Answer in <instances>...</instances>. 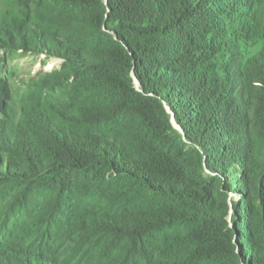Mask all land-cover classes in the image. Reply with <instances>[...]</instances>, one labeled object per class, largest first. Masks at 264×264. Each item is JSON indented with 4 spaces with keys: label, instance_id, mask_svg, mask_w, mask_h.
Segmentation results:
<instances>
[{
    "label": "trees",
    "instance_id": "1",
    "mask_svg": "<svg viewBox=\"0 0 264 264\" xmlns=\"http://www.w3.org/2000/svg\"><path fill=\"white\" fill-rule=\"evenodd\" d=\"M4 1L0 264H264V0Z\"/></svg>",
    "mask_w": 264,
    "mask_h": 264
},
{
    "label": "rangeland",
    "instance_id": "2",
    "mask_svg": "<svg viewBox=\"0 0 264 264\" xmlns=\"http://www.w3.org/2000/svg\"><path fill=\"white\" fill-rule=\"evenodd\" d=\"M8 9L4 0H0V14ZM243 45L241 46L246 53H256L260 50L262 41L258 34L251 30H241ZM245 43V44H244ZM61 69V59L56 56H47L45 54H35L24 51H5L0 48V124L14 116L15 108H18L23 101V93L26 91L25 84L42 74L59 71ZM67 85V84H66ZM65 83L59 84L52 91V96H64ZM30 100L34 103L33 96ZM9 126V125H8ZM178 128V127H177ZM104 131V130H99ZM131 193V194H130ZM128 195L136 194L131 190ZM123 204L122 199L116 202V205ZM183 226H172L168 231L183 230ZM160 255L157 249L153 250V256ZM162 258H168L160 255Z\"/></svg>",
    "mask_w": 264,
    "mask_h": 264
},
{
    "label": "water",
    "instance_id": "3",
    "mask_svg": "<svg viewBox=\"0 0 264 264\" xmlns=\"http://www.w3.org/2000/svg\"><path fill=\"white\" fill-rule=\"evenodd\" d=\"M168 112H170L168 109H167ZM172 124L177 128L178 126L176 125V123L174 122V119H173V115L171 113V118H170Z\"/></svg>",
    "mask_w": 264,
    "mask_h": 264
}]
</instances>
